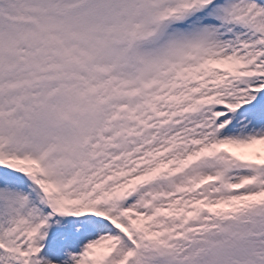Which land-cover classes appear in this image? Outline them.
<instances>
[{"label": "rangeland", "instance_id": "obj_1", "mask_svg": "<svg viewBox=\"0 0 264 264\" xmlns=\"http://www.w3.org/2000/svg\"><path fill=\"white\" fill-rule=\"evenodd\" d=\"M209 61L229 73L255 75L244 89L247 100L264 93V0H3L0 175L11 180L0 185V264H15L18 259L22 264H264V105L227 115L221 131H207L209 120L201 115L179 119L158 137L153 135V145L147 146L151 156L140 172L131 169L130 175L136 177L166 161H186L198 149L214 147L213 141L227 145V151L204 157L184 173L163 175L129 191L122 203L142 235L148 232L163 239L161 231L168 233L176 219L162 213L178 206L174 193L180 191L195 201L203 215L194 223H208L205 230L195 226L179 239L168 234L166 244L151 239L153 245L137 253L136 239L120 234L115 218L74 221L72 211H66L67 226H47L44 233L28 237L38 220L47 217L45 201L57 186L47 180L67 182L77 176L79 159L100 153L96 132L104 126L109 99L117 95L122 102L131 90L147 89L144 83L148 86L157 79L144 93L147 114L154 121L157 113L167 110L169 119L185 106H199L202 97L210 98L218 88L216 80L215 86L209 85L211 77L196 82L199 66ZM114 87L117 91H111ZM233 89L244 97L243 87ZM56 146L59 158L70 159L55 158L44 175L28 163L6 159L31 157L45 164ZM123 163L110 162L98 174L104 185L107 173H119L115 185L105 186V194L125 185ZM216 175L220 179L205 185L201 194L193 189L198 180ZM85 180L75 188L84 195ZM35 182L44 186V195L26 201L25 185ZM228 185L237 189L231 192ZM21 186L23 190L17 188ZM114 203H106L103 213L120 212ZM231 204L239 207L229 209ZM51 230L56 234L48 239ZM32 251L36 253L30 262Z\"/></svg>", "mask_w": 264, "mask_h": 264}, {"label": "bare ground", "instance_id": "obj_2", "mask_svg": "<svg viewBox=\"0 0 264 264\" xmlns=\"http://www.w3.org/2000/svg\"><path fill=\"white\" fill-rule=\"evenodd\" d=\"M201 160H202V159H201ZM201 160H200V161H201Z\"/></svg>", "mask_w": 264, "mask_h": 264}]
</instances>
